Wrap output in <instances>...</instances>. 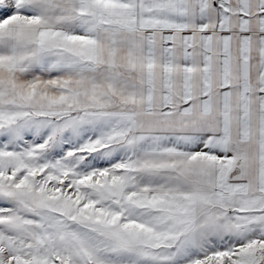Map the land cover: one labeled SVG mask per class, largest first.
<instances>
[{"label":"snow or ice","instance_id":"1","mask_svg":"<svg viewBox=\"0 0 264 264\" xmlns=\"http://www.w3.org/2000/svg\"><path fill=\"white\" fill-rule=\"evenodd\" d=\"M0 264H264V0H0Z\"/></svg>","mask_w":264,"mask_h":264}]
</instances>
